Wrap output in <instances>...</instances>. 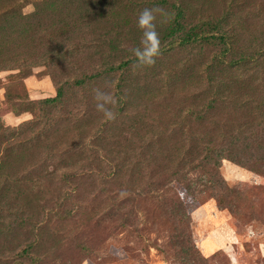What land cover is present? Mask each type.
<instances>
[{
    "label": "rangeland",
    "instance_id": "374dc122",
    "mask_svg": "<svg viewBox=\"0 0 264 264\" xmlns=\"http://www.w3.org/2000/svg\"><path fill=\"white\" fill-rule=\"evenodd\" d=\"M0 63V264H264V0H0Z\"/></svg>",
    "mask_w": 264,
    "mask_h": 264
},
{
    "label": "trees",
    "instance_id": "16d2710c",
    "mask_svg": "<svg viewBox=\"0 0 264 264\" xmlns=\"http://www.w3.org/2000/svg\"><path fill=\"white\" fill-rule=\"evenodd\" d=\"M2 15L4 16V14ZM183 15H184V10L179 7L177 16H179V18H183ZM179 22L173 28V31L177 33V38H176L177 40L174 42L175 44L186 46L188 44H193L197 40H199L206 44L217 45L221 48V51L216 53L218 55L216 58L219 60L220 63H221V59L224 60V58L231 57L232 53L234 52V48L237 47L236 45H234L236 43V39L234 37L235 35H233L231 32L223 28L221 24L210 25V27H208L206 30V29H197L196 26L187 25L185 20ZM58 42L59 41H56L54 43L57 45ZM58 46L59 49L60 47H62V45L60 44ZM32 54H30V59H33L34 57ZM242 58L243 55L240 56L239 58H233V59L235 60V62H240ZM225 61L227 62V60ZM6 65L8 64L0 63V69L6 67ZM56 91H57L56 96L53 98L46 99L44 101V105L57 104L61 102L63 96L61 86H57Z\"/></svg>",
    "mask_w": 264,
    "mask_h": 264
},
{
    "label": "clouds",
    "instance_id": "9594fccd",
    "mask_svg": "<svg viewBox=\"0 0 264 264\" xmlns=\"http://www.w3.org/2000/svg\"><path fill=\"white\" fill-rule=\"evenodd\" d=\"M154 10L145 8L137 16L136 26L142 33L140 46L131 51L136 58L137 66H151L155 64L156 58L160 54V40L154 23ZM97 110L102 112L106 119H113L114 112L107 105H114L115 99L104 92L96 91Z\"/></svg>",
    "mask_w": 264,
    "mask_h": 264
}]
</instances>
